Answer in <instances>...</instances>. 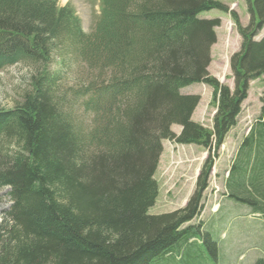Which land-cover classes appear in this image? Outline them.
I'll use <instances>...</instances> for the list:
<instances>
[{
	"label": "trees",
	"instance_id": "16d2710c",
	"mask_svg": "<svg viewBox=\"0 0 264 264\" xmlns=\"http://www.w3.org/2000/svg\"><path fill=\"white\" fill-rule=\"evenodd\" d=\"M243 1L248 25L232 13L241 38L229 65L232 92L206 71L218 22L197 18L222 10L217 1L101 0L86 35L73 8L58 0H0V72L18 63L36 68L22 102L0 110V143L8 145L0 189H10L11 202L0 224V264H216L213 237L186 225L200 213L213 157L237 123L249 82L264 77V39L254 40L264 0ZM68 52L96 75L77 91L62 90L50 70ZM198 83L212 88L211 129L191 120L199 97L180 94ZM80 101L81 116L72 106ZM162 140L202 146L208 157L185 207L152 216ZM224 187L264 221L262 116Z\"/></svg>",
	"mask_w": 264,
	"mask_h": 264
},
{
	"label": "rangeland",
	"instance_id": "374dc122",
	"mask_svg": "<svg viewBox=\"0 0 264 264\" xmlns=\"http://www.w3.org/2000/svg\"><path fill=\"white\" fill-rule=\"evenodd\" d=\"M214 1L222 4V10H210L198 15V19H216L218 22V26L213 30L216 42L210 47V61L206 71L210 77L233 92L234 82L229 64L232 55L240 51L241 38L235 28L232 13L238 16L243 26L248 24L249 14L243 0ZM67 3L80 18L83 32L90 33L99 14L98 0H59L61 6ZM261 38H264V27L258 35V39ZM64 54L62 53V57L55 56L50 63L51 72L61 78L62 90L68 88L77 91L94 80L96 75L80 59H76L71 52ZM35 69L25 63H18L0 72V110H10L22 102L24 92L30 89L29 78ZM181 94L199 96L200 101L191 120L211 129L215 114V107L211 104L212 88L203 83L194 84L182 89ZM263 94L264 77L249 82L247 98L241 105L237 123L228 132L223 145L217 151V156H212V173L202 194L200 213L186 225L200 224L204 231L213 237L218 247L216 264H253L255 260L264 258V221L249 215V209L245 205L227 199L224 187L241 143L261 115ZM79 105L81 101L72 104L81 116L83 113ZM85 117L88 119L89 115ZM170 130L179 135L181 128L172 125ZM160 144L162 150L153 174L158 196L154 206L148 210V214L152 216L171 213L185 207L195 192L197 178L208 157L207 150L202 146L175 145L166 140H162ZM7 147L5 142L0 143L2 155L8 152ZM9 192L8 187L0 189V224H3L4 215L10 208ZM202 253L206 261L212 262L205 247Z\"/></svg>",
	"mask_w": 264,
	"mask_h": 264
},
{
	"label": "bare ground",
	"instance_id": "6f19581e",
	"mask_svg": "<svg viewBox=\"0 0 264 264\" xmlns=\"http://www.w3.org/2000/svg\"><path fill=\"white\" fill-rule=\"evenodd\" d=\"M217 207V206H216Z\"/></svg>",
	"mask_w": 264,
	"mask_h": 264
}]
</instances>
